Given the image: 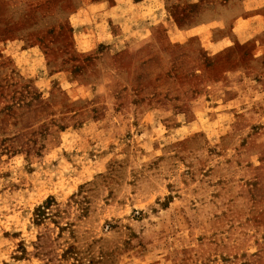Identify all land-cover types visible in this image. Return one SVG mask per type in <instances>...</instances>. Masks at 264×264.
<instances>
[{"label":"rangeland","instance_id":"obj_1","mask_svg":"<svg viewBox=\"0 0 264 264\" xmlns=\"http://www.w3.org/2000/svg\"><path fill=\"white\" fill-rule=\"evenodd\" d=\"M0 264H264V0H0Z\"/></svg>","mask_w":264,"mask_h":264}]
</instances>
